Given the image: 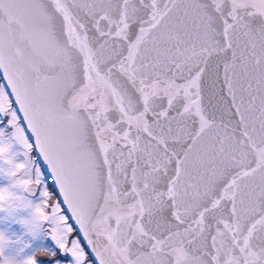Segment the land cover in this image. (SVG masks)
<instances>
[{
  "label": "snow or ice",
  "instance_id": "obj_1",
  "mask_svg": "<svg viewBox=\"0 0 264 264\" xmlns=\"http://www.w3.org/2000/svg\"><path fill=\"white\" fill-rule=\"evenodd\" d=\"M0 264H264V0H0Z\"/></svg>",
  "mask_w": 264,
  "mask_h": 264
},
{
  "label": "rangeland",
  "instance_id": "obj_2",
  "mask_svg": "<svg viewBox=\"0 0 264 264\" xmlns=\"http://www.w3.org/2000/svg\"><path fill=\"white\" fill-rule=\"evenodd\" d=\"M18 230V229H17ZM41 243H43L44 245H48L50 244V241L46 240V239H37L35 242H34V246L36 245H40Z\"/></svg>",
  "mask_w": 264,
  "mask_h": 264
}]
</instances>
